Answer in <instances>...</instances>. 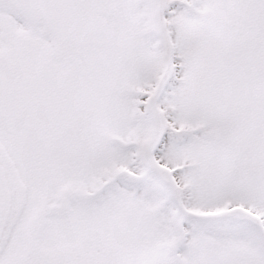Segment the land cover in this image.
Returning <instances> with one entry per match:
<instances>
[{
	"label": "snow or ice",
	"instance_id": "obj_1",
	"mask_svg": "<svg viewBox=\"0 0 264 264\" xmlns=\"http://www.w3.org/2000/svg\"><path fill=\"white\" fill-rule=\"evenodd\" d=\"M0 264H264V0H0Z\"/></svg>",
	"mask_w": 264,
	"mask_h": 264
}]
</instances>
